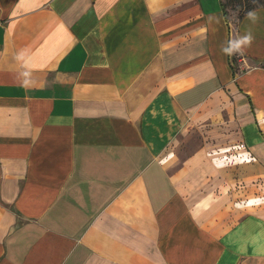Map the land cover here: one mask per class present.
Wrapping results in <instances>:
<instances>
[{
    "label": "crops",
    "instance_id": "1",
    "mask_svg": "<svg viewBox=\"0 0 264 264\" xmlns=\"http://www.w3.org/2000/svg\"><path fill=\"white\" fill-rule=\"evenodd\" d=\"M0 264H264V7L0 0Z\"/></svg>",
    "mask_w": 264,
    "mask_h": 264
},
{
    "label": "trees",
    "instance_id": "2",
    "mask_svg": "<svg viewBox=\"0 0 264 264\" xmlns=\"http://www.w3.org/2000/svg\"><path fill=\"white\" fill-rule=\"evenodd\" d=\"M221 6L227 20L236 25L239 19L248 11L264 7V0H221ZM228 6L233 8V11H236L235 17L229 14Z\"/></svg>",
    "mask_w": 264,
    "mask_h": 264
},
{
    "label": "clouds",
    "instance_id": "3",
    "mask_svg": "<svg viewBox=\"0 0 264 264\" xmlns=\"http://www.w3.org/2000/svg\"><path fill=\"white\" fill-rule=\"evenodd\" d=\"M249 15H252V14L249 13ZM253 40H254V37L252 36L251 32H248L241 37L229 40L227 44L228 46L222 47L221 51L230 57L234 54L243 55L244 50L247 47L251 46Z\"/></svg>",
    "mask_w": 264,
    "mask_h": 264
},
{
    "label": "rangeland",
    "instance_id": "4",
    "mask_svg": "<svg viewBox=\"0 0 264 264\" xmlns=\"http://www.w3.org/2000/svg\"><path fill=\"white\" fill-rule=\"evenodd\" d=\"M231 9H232V10H231ZM228 12H229V14H230L231 16L235 17V15H236V11H233V8H231V7L228 6Z\"/></svg>",
    "mask_w": 264,
    "mask_h": 264
}]
</instances>
